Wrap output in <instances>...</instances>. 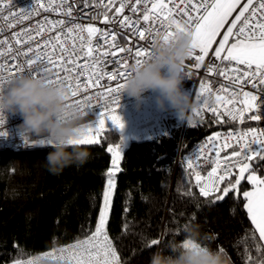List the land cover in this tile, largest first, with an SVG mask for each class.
<instances>
[{"label":"snow or ice","instance_id":"1","mask_svg":"<svg viewBox=\"0 0 264 264\" xmlns=\"http://www.w3.org/2000/svg\"><path fill=\"white\" fill-rule=\"evenodd\" d=\"M12 0H0V15L5 9H8ZM98 7L105 11L93 19H100L105 25L118 22L123 28H131L132 35L144 41L152 35L162 36L169 43L178 42L180 34L190 32L192 35V53L189 58H194L195 68H199L208 56L213 44H217L214 49V56L221 64L228 62L230 67L219 69L218 74L223 76L229 84L222 85L213 92L211 85L205 81L200 82L199 93L196 99L200 101L201 96L205 98L200 107L193 108L195 115H200L203 110H208L216 117L217 122H223L227 117L230 121H239L244 123L245 119L252 121H261L264 119V0H93ZM56 5L54 8L53 5ZM118 4V6H117ZM181 5H184L181 8ZM85 6H88L85 0ZM135 14L142 11V16H138L135 21L132 17L124 14L125 9ZM174 10H179L187 17V23L181 24L172 19ZM40 11H61L64 16L73 17V10L69 0H49L48 7L44 6L43 0H36V5L30 10H22L20 20H27L32 14H38ZM109 13H114L109 15ZM194 13V15H193ZM236 13L235 15H233ZM12 11H8L9 27H13L10 18ZM231 18V19H230ZM141 20L146 27L141 26ZM46 23L50 26L49 31H55L56 25L61 26V30L53 37L44 41L43 51L41 46L36 48L28 47L27 51H16V57L24 56L22 62L11 64L0 63V92L4 91L5 80H12L17 76L25 74L35 75L38 78L46 80L50 84H65L72 89L70 100L71 104L79 105L82 111L93 113L95 105L91 103L94 98H99L103 103L99 106L100 110L95 111V119L80 128L81 135L70 143L78 145L91 146L100 141L97 137L111 128L123 129L124 124L117 109L119 108L120 89L124 82L132 74L128 70V58H134L137 67L141 66L153 55L150 47L137 45L135 51L132 47L120 46L117 44V33L109 32L96 27L92 23L80 24L72 23L71 27H64L65 20L49 21L45 17ZM71 22V21H70ZM133 23L137 27L132 28ZM159 23L164 28L160 33L154 28ZM222 38L217 41V37ZM37 35L42 36L45 29L38 27L34 29ZM2 31V29H0ZM33 29H25L18 33H13V40L16 45L30 44L34 39L31 35ZM76 33H86L87 43L81 36V46L75 47L74 35ZM23 36V41L19 38ZM100 36L104 39L107 46L101 51L98 45L93 43L94 39ZM73 38V54L67 59L65 64L64 55L68 54V49L61 42ZM59 47L61 55L55 57V50ZM51 49V51H49ZM199 54H196V50ZM13 44L9 40H0V59L5 54L13 53ZM31 53V55H29ZM118 53L126 54L116 61L118 68L111 73L105 71L102 64L104 58L108 56L117 57ZM47 57L48 66H42L39 62ZM55 57V58H54ZM83 59L84 63L79 61ZM240 66H243L242 68ZM56 69L55 78L48 75ZM218 66L209 64L208 72H217ZM12 72V75L6 73ZM84 73H89L87 87L83 88L85 93L89 89H97L95 95H87L82 100L72 99L79 97L81 93L77 91L81 87L80 78ZM111 74L115 77V86L102 84L106 76ZM188 75H191L189 71ZM121 80L124 82L121 83ZM250 84L256 91H245L243 85ZM214 97L215 103L210 105L208 98ZM4 123L3 113L0 112V126ZM194 126V125H193ZM0 135H4L0 132ZM251 137V140L248 138ZM220 133L208 138V144L212 145V151H215V157L209 156V162L213 165L206 176L201 175L197 170L194 161L189 158L187 167L190 169V175L194 176L199 193L203 197H214V201H224L229 193L240 194V185L242 180L252 186L251 190L242 192L246 203L243 204L247 210V216L254 226L253 239L255 233L259 234V240L264 241V176L258 175L251 162L254 160H264V128H248L236 133L229 132L220 143ZM230 141H234L239 150H234L230 155L221 157V151L233 147ZM28 144L27 139L24 140ZM40 144H49L50 141L40 140ZM256 145L253 147L252 145ZM123 138L120 143L110 146L108 151L112 154V167L107 170V182L103 190V204L100 207L98 221L95 224L94 231L84 239H76L74 243L61 247H53L50 251L30 256L28 259H16L13 264H41L44 260L53 261L54 264H121L116 247L109 237L107 225L109 213L112 206V196L116 188L115 176L120 171V160L122 159ZM206 145L198 149L196 156L199 159L204 155ZM224 160L225 166L221 168L220 161ZM231 161V162H229ZM238 169L234 181L230 178L233 170ZM223 173V174H221ZM247 173V176L245 174ZM228 180L227 185L221 188V185ZM186 195H192L191 192ZM55 242V238H54ZM159 241L153 239L151 245H158ZM192 244L186 241L185 246ZM256 251L260 254V259H254L250 252L246 253L245 264H264V244L257 243ZM22 251V250H21ZM220 251L223 253V249Z\"/></svg>","mask_w":264,"mask_h":264},{"label":"trees","instance_id":"2","mask_svg":"<svg viewBox=\"0 0 264 264\" xmlns=\"http://www.w3.org/2000/svg\"><path fill=\"white\" fill-rule=\"evenodd\" d=\"M250 123L258 121L246 124ZM230 125L208 114L199 126L188 124L182 134V119L176 116L167 119L168 131L133 139L127 145L116 173L107 225L121 264H148L151 253L164 249L169 240L183 244L186 225L198 227L200 244L222 248L228 264H245L247 252L261 258L255 246L264 242L258 233L253 239L254 226L243 207L242 192L251 188L247 179L240 185L239 196L229 193L224 201H214L200 195L184 164L176 165L180 144L185 152L202 135ZM121 137L117 130L104 132L98 144L83 145L91 153L87 163L66 167L57 175L46 168L49 146L0 150V264L94 231L112 165L108 146L120 143ZM252 163L263 176L264 160ZM153 239L158 245H151Z\"/></svg>","mask_w":264,"mask_h":264},{"label":"built area","instance_id":"3","mask_svg":"<svg viewBox=\"0 0 264 264\" xmlns=\"http://www.w3.org/2000/svg\"><path fill=\"white\" fill-rule=\"evenodd\" d=\"M59 0H57V3ZM71 3V7L73 10V17H67L62 14L61 11H40L38 14H32L29 19L27 20H20V16L22 14V10H30L32 7L36 5V0H12V3L10 4L8 9H5L2 15H0V40H9L13 44V53L11 55L5 54V56L0 59V63H6L9 66L11 64H15L18 61L22 62L25 57L24 56H19L16 57V59H13V57L16 56V51H27L28 47L36 48L38 45L41 46V51H43V44L45 40H48L50 37H53L57 34L58 31L61 30V26L59 24L56 25V30L55 31H49V25L45 21V17H47V20L49 21H58V20H65V28L66 27H71L72 23H80V24H87V23H92L96 27L101 28L103 30L109 31V32H115L117 33V44L120 46H125V47H132L133 51H135V48L137 45H141L144 47H150L153 45L154 39L158 37L159 35H152L148 39L141 41L138 39V37L132 35V29L131 28H123L121 25L116 22L112 24H103L101 22L102 16L100 19H93V17L97 16L98 13L102 14L105 9L102 7H98L95 3H93V0H87L88 6H85V0H69ZM107 0H105V3ZM134 2V0H133ZM44 6L48 7L49 0H43ZM177 3H179V0H177ZM118 6V4H117ZM53 7L55 8L56 5L54 4ZM184 5H181V8H183ZM12 11L13 15L10 18L12 24L14 25L13 27H9V19H4L3 17H7L8 11ZM142 11L143 9L141 8V12L133 14L130 11V8L125 9L126 15H129L132 17V20L135 21L138 16H142ZM114 13H109V15H113ZM194 15V13H193ZM172 19L179 21L181 24H186L187 17L184 16L179 10H174V15ZM71 21V22H70ZM141 26L146 27L144 25V22L141 20ZM38 27H43L45 31L43 32V35H37L36 31L34 29H37ZM137 27L135 23H133L132 28ZM154 28L158 30L160 33L164 32V28L157 23L154 25ZM25 29H33L31 32V35L34 37V39L30 42V44H21V45H16L13 40V33H18L21 32L22 30ZM81 36H83V41L86 44L87 43V34L86 33H76L74 35V42H75V47L78 49L81 46ZM22 41L24 39L23 36L19 37ZM61 42L64 44V46L68 49V54L64 55L65 59V64L67 62V59L69 56H71L72 59H75L76 56L73 54V38H69L68 40H64L63 37H61ZM93 43L95 45H98L103 51L107 46L104 43V39L101 38L100 36H97ZM214 49L215 45L212 47V49L209 51L208 56L205 57L204 63L199 67L195 68V60L194 58H188L185 62L184 66V72L186 73V80L183 82V88L188 91L191 96H192V103L194 105L193 108L200 107L202 104L203 99L205 98L204 96H201L200 101L196 99L197 94L199 93V86L201 81H205L209 83L213 89V92L216 91V89H219L222 85L227 86L229 82L221 75L218 74L219 69L225 68V67H230L228 65V62H224V64H221L219 60L215 59L214 56ZM51 51V49H49ZM151 51L153 52V47H151ZM196 54H199V50H196ZM31 55V53H29ZM61 55L60 48L57 47L55 50V57H59ZM126 56V54L123 53H118L117 57H112L108 56L104 58V63L102 66L104 67L105 71L111 73L112 71L116 70L118 68V65L116 61L120 59V57ZM54 57V58H55ZM42 66H48V60L47 57L45 56L40 62ZM80 64L84 63V60L81 59L79 61ZM127 63L129 65L128 70L131 71L132 66L135 64V59L134 58H128ZM209 64H215L218 66L217 72H208V66ZM67 67H71V65H67ZM241 68L243 66H240ZM189 71L191 72V75H188ZM55 72L56 69L53 68V71L51 73H48V75L52 76L55 78ZM166 72V70H165ZM12 72L6 73V75H12ZM24 75H28V72L26 70ZM89 73H84L83 76L80 78V85L81 87L77 89L81 93L79 97L72 98V99H83L87 95H95L97 89L92 88L89 89V92L85 93L83 91V88L87 87V80H88ZM18 77V76H17ZM8 80H5L4 82V89H7L8 86ZM115 77H113L111 74L106 76L104 80L102 81V84H107V85H112L115 86ZM124 81L121 80V83ZM243 88L245 91H256V89H253L250 84L245 83L243 85ZM155 93L153 92H148L144 94V98L139 104L137 101H135L132 98H129L126 94H120V100H119V108L117 109L118 114L120 115L122 122L124 123L127 120V115L129 112L131 113H139L145 110V108L148 105H151L153 109L157 110V107L153 105L152 103V97ZM196 99V100H195ZM72 101L70 100V103ZM91 103L95 105V109L93 110V113L95 111L100 110V105L103 103V101L99 98H94ZM208 103L210 105L214 104V97H209L208 98ZM84 115L82 119L79 121V125L82 127L84 125H87L88 123L92 122L95 119V115L93 113H89L87 111H83ZM210 114L213 116L214 120L217 121L216 117L213 115L212 112L208 110H203L200 115H195L193 113V109L189 110L185 114V118L182 119V134L188 124L194 125V126H199L201 122L206 118V116ZM163 115L165 116L166 119H173L176 117V111L174 109H168L166 110ZM3 118H4V123L2 126H0V132H3L4 135H0V150L1 149H6V150H24V149H29L33 147H47V144H40V140H46L48 139L46 136L42 135H37L35 133L27 132L23 130L20 126L23 124V119L20 116V114H12L11 112H4L3 113ZM224 121H228L232 125L225 127V128H217L214 129L213 131L206 133L202 135L198 140H196L185 152L182 150V146L180 144L178 148V152L176 155V165L179 164H184L187 167V161L189 158H191L194 161V164L197 168V170L201 173V175L206 176L207 172L211 170L212 164L209 162L208 157H215V151H212V145L208 144V138L214 136L216 133H220V140L218 141L217 147L219 146L220 143H223V139L227 136L229 132H239L242 130H247L248 128H264V119L261 121H258V123H248L249 119H245L244 123L241 124L239 121L232 122L230 121L227 117L224 118ZM223 121V122H224ZM154 128H151L149 130L150 136H155L160 133V127L155 125L153 126ZM116 128H111L109 125L107 127V130H113ZM105 131V132H106ZM102 132L101 134H103ZM100 134V135H101ZM99 135V136H100ZM98 136V137H99ZM97 137V139H98ZM27 139L28 144H25L24 140ZM251 140V137L248 138ZM230 143L233 144V147L224 149L221 151V157H224L226 155H230L232 151L234 150H239V147L235 144L234 141H230ZM207 147L204 150V155L201 156L199 159H197L196 153L198 149L201 148V146L206 145ZM253 147H256V145H252ZM231 162V161H229ZM220 166L223 168L225 166V162L223 159L220 161ZM190 172L191 170L188 169ZM238 169L233 170V175L230 177L232 178L237 174ZM223 174V173H221ZM194 177V176H193ZM227 181V179H226ZM225 181V182H226ZM224 182V183H225ZM223 184L221 185L222 188ZM110 237V235H109ZM85 238V237H84ZM81 238V239H84ZM112 240V238L110 237ZM75 241L59 245L58 247L68 245L71 243H74ZM113 242V240H112ZM114 244V242H113ZM115 246V244H114ZM116 247V246H115ZM117 252L120 256V252L118 248L116 247ZM45 250L30 256H35L39 255L40 253L50 251ZM30 256L21 258V259H28ZM14 261V260H13ZM13 261L5 262L4 264H13ZM41 264H54L53 261L50 260H44L41 262Z\"/></svg>","mask_w":264,"mask_h":264},{"label":"clouds","instance_id":"4","mask_svg":"<svg viewBox=\"0 0 264 264\" xmlns=\"http://www.w3.org/2000/svg\"><path fill=\"white\" fill-rule=\"evenodd\" d=\"M192 50L190 32L180 34L176 43L156 37L152 57L139 67L132 66V74L120 94H126L139 104L145 93H157L156 102L161 109L170 106L184 119L194 107L192 96L183 88L184 66ZM71 95L72 89L67 85L50 84L35 75L18 76L0 92V112L20 114L23 130L46 136L50 141L48 146L52 151L46 155L45 162L53 175L69 166L84 165L91 155L87 147L70 143L81 135L79 121L84 115L79 105L70 103ZM184 231L192 244L185 246V243L169 240L164 249L151 253L148 264H228L221 251L198 242L197 226L186 225Z\"/></svg>","mask_w":264,"mask_h":264},{"label":"rangeland","instance_id":"5","mask_svg":"<svg viewBox=\"0 0 264 264\" xmlns=\"http://www.w3.org/2000/svg\"><path fill=\"white\" fill-rule=\"evenodd\" d=\"M236 13H234L233 15H235ZM231 19V18H230ZM222 34H223V29L221 30V36L217 37V41H219L222 38ZM215 45V47H217V44H213V46ZM212 46V47H213ZM158 94L155 93L152 97V103L153 105H155L157 107V110L153 109V107L151 105H148L144 111L139 112V113H131L129 112L127 115V120L123 123L124 127L123 129H113V130H117L121 133L122 138H123V145H122V158H123V153L125 148L127 147V145L133 140V139H137V136L143 137H152L150 136V132L149 130L151 128H154L153 126L157 125L160 127V133L162 132L161 129L163 130V128H165L167 126V119L165 118V116L163 115V113L168 110V109H172L170 106L166 107L165 109H161L156 102V96ZM191 95V94H190ZM196 100V99H195ZM176 115L181 118L178 113L176 112ZM166 130L164 129L163 132H165ZM119 144V143H118ZM116 144H111L108 146V148L110 146H114ZM254 160V161H258ZM122 159L120 160L121 163ZM120 166V165H119ZM112 167V165H111ZM258 175H260L257 172ZM115 180H116V176H115ZM114 197V193L112 196V200ZM110 215V213H109ZM188 241L187 239L184 241V243Z\"/></svg>","mask_w":264,"mask_h":264},{"label":"crops","instance_id":"6","mask_svg":"<svg viewBox=\"0 0 264 264\" xmlns=\"http://www.w3.org/2000/svg\"><path fill=\"white\" fill-rule=\"evenodd\" d=\"M178 117V116H177ZM182 119V118H181ZM164 129L166 130V131H168V126H166L165 128H163V130L161 129V131L163 132L164 131ZM165 131V132H166ZM138 138L137 139H144V138H149V136L148 137H146V136H143V137H140V136H137ZM264 176V175H263ZM251 188H252V186H251ZM251 188H249L248 190L250 191L251 190ZM264 242V241H263Z\"/></svg>","mask_w":264,"mask_h":264},{"label":"water","instance_id":"7","mask_svg":"<svg viewBox=\"0 0 264 264\" xmlns=\"http://www.w3.org/2000/svg\"><path fill=\"white\" fill-rule=\"evenodd\" d=\"M251 164H252V166H253V168H254V165H253L252 162H251ZM237 173H238V172H237ZM245 176H247V173L245 174ZM245 180H246V179L242 180L241 184H242Z\"/></svg>","mask_w":264,"mask_h":264}]
</instances>
